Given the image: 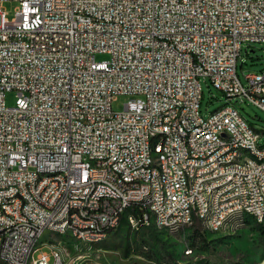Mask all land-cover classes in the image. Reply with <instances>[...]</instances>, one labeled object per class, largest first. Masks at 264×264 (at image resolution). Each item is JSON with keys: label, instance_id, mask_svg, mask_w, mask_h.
Instances as JSON below:
<instances>
[{"label": "built area", "instance_id": "built-area-1", "mask_svg": "<svg viewBox=\"0 0 264 264\" xmlns=\"http://www.w3.org/2000/svg\"><path fill=\"white\" fill-rule=\"evenodd\" d=\"M8 1L18 3L11 20ZM256 43H264V0H0V264H72L53 261L39 237L96 244L125 217L135 228L193 227L208 209L206 191L220 206L215 232L245 228L241 218L224 226L235 206L260 218L264 154L244 169L237 150L257 152L263 133L231 104L201 113L202 78L264 112V88H253L264 69L246 74V84L237 72L243 45ZM10 92L15 107L6 105ZM121 95L131 98L115 112ZM155 131L170 159L166 173L146 174ZM91 156H102L99 170ZM59 203H80L81 213ZM132 207L137 215L126 216Z\"/></svg>", "mask_w": 264, "mask_h": 264}, {"label": "rangeland", "instance_id": "rangeland-1", "mask_svg": "<svg viewBox=\"0 0 264 264\" xmlns=\"http://www.w3.org/2000/svg\"><path fill=\"white\" fill-rule=\"evenodd\" d=\"M17 7L18 3L14 1L2 5L9 20L15 17ZM109 58L107 54L96 55L98 62ZM237 65L238 75L246 84V74L264 69V43L244 44ZM201 85L204 94L201 106L203 116L207 117L222 106L231 104L263 133L260 144L264 145V112L260 108L245 100H228L209 79L202 78ZM130 98L128 95L119 96L113 102V111H123ZM16 101V92L7 94V107H15ZM192 228L179 232H169L154 224L135 228L125 217L118 229L96 244L79 242L68 235L52 236L49 232L42 241L60 243L72 264H264V223L249 222L247 227L236 233L203 229L204 232L198 234ZM189 249L192 250L191 254L186 253ZM43 251L51 253V248L46 246Z\"/></svg>", "mask_w": 264, "mask_h": 264}, {"label": "bare ground", "instance_id": "bare-ground-1", "mask_svg": "<svg viewBox=\"0 0 264 264\" xmlns=\"http://www.w3.org/2000/svg\"><path fill=\"white\" fill-rule=\"evenodd\" d=\"M253 88H264V80L253 81ZM232 108H236L232 105ZM214 113H222V107L214 111ZM162 144V131H155L151 139L147 142V151L150 155H154V161L142 160V167H145L146 174H153V172L159 171V173H166V160L170 159V152L160 153V146ZM260 154H264V145L257 146V152L252 151V145L238 146L237 158H244L246 156V162H244V169H251L252 165H259ZM102 163V156H91V169L99 170V164ZM262 177L264 178V170H262ZM193 182H200V175H193ZM236 186L235 177H227L224 181L225 189H233ZM2 193V185L0 184V194ZM157 194V186H149V195ZM207 208L199 210V218L201 226L204 230L209 232H215V225L211 217H216L220 214V206L217 205V194L213 191H206ZM264 208V199H263ZM59 211H73V213H81L80 203H59ZM150 213H158L157 205H150ZM238 218L242 219V226L247 227L250 221L256 224L262 225L264 223V211L260 215V218L255 217V211L250 210L245 206H235L230 211V217H224V226H238ZM160 229L163 227V221L152 222ZM63 226H71V218L63 219ZM189 228L188 226H170L169 232H179L183 229ZM243 227H234L236 233L242 230ZM99 232H106V225H99ZM44 236L39 237V244L42 248L49 246L51 253H48L50 258H54L55 262L68 261L61 244L54 241H42ZM107 237H98L96 243L103 241ZM87 243H95L94 239H87ZM76 264V263H73Z\"/></svg>", "mask_w": 264, "mask_h": 264}, {"label": "trees", "instance_id": "trees-1", "mask_svg": "<svg viewBox=\"0 0 264 264\" xmlns=\"http://www.w3.org/2000/svg\"><path fill=\"white\" fill-rule=\"evenodd\" d=\"M129 212H131V213H133V214H135V215H137V213H138V209L137 208H135V207H132L131 209H130V211ZM192 229H194V231H196L198 234L201 232V233H203L202 232V230H203V227L201 226V223L200 222H198V221H196L195 223H194V225H193V228Z\"/></svg>", "mask_w": 264, "mask_h": 264}, {"label": "crops", "instance_id": "crops-1", "mask_svg": "<svg viewBox=\"0 0 264 264\" xmlns=\"http://www.w3.org/2000/svg\"><path fill=\"white\" fill-rule=\"evenodd\" d=\"M252 221H250V223H251ZM191 230H193V229H191Z\"/></svg>", "mask_w": 264, "mask_h": 264}]
</instances>
